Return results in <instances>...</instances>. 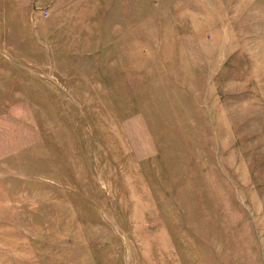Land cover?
I'll list each match as a JSON object with an SVG mask.
<instances>
[{
  "label": "rangeland",
  "instance_id": "obj_1",
  "mask_svg": "<svg viewBox=\"0 0 264 264\" xmlns=\"http://www.w3.org/2000/svg\"><path fill=\"white\" fill-rule=\"evenodd\" d=\"M0 264H264V0H0Z\"/></svg>",
  "mask_w": 264,
  "mask_h": 264
}]
</instances>
